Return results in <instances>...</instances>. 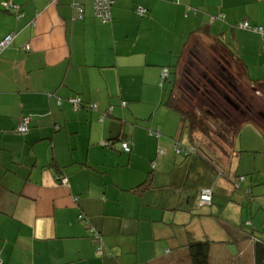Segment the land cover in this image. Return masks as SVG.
Returning a JSON list of instances; mask_svg holds the SVG:
<instances>
[{"label": "crops", "instance_id": "1", "mask_svg": "<svg viewBox=\"0 0 264 264\" xmlns=\"http://www.w3.org/2000/svg\"><path fill=\"white\" fill-rule=\"evenodd\" d=\"M111 14L99 21L94 0H0V43L11 37L0 48L1 264H191L194 215L178 207L202 160L171 161L168 149L177 155L176 140L185 143L167 102L195 39L221 65L231 51L251 79L264 80V41L241 28L264 27V0H118ZM220 181L224 210L236 198ZM246 182L226 185L260 197L258 179ZM246 227L242 239L211 242L209 264H256L264 233L256 220Z\"/></svg>", "mask_w": 264, "mask_h": 264}, {"label": "rangeland", "instance_id": "2", "mask_svg": "<svg viewBox=\"0 0 264 264\" xmlns=\"http://www.w3.org/2000/svg\"><path fill=\"white\" fill-rule=\"evenodd\" d=\"M199 50H201L202 53H200ZM219 56L222 57L221 55ZM225 57L228 58L227 56ZM196 62H199L201 65L198 64L199 68L196 67L197 69L194 68V70H191L192 67L196 66ZM222 62L224 65H221L218 60L216 62L214 60V52L211 49H207L199 40L195 39L189 47L185 60L181 64L176 92L177 88L182 86L187 95H195L196 90L194 87L196 84H193V80L199 78L205 71L213 79L209 81L203 80L201 88L197 89L194 108L197 110L200 108L206 109V106H209L207 102V91H211L209 93H213L214 95L212 96L214 103H212L216 109H220L216 111V113L222 112L219 116L224 120V124L230 125L231 123H238L242 121L244 117H247L254 118L263 125L264 90L257 86L253 87L248 83L245 78L242 77L236 65L230 66L225 60ZM187 69L191 71L190 77L185 76V71ZM227 80H229V84ZM227 99H229V101ZM261 102L262 104H260ZM236 103H238V105ZM209 125L213 128L215 127L210 122ZM181 134V138L183 137V142L185 143L184 145L188 144L187 132L183 131ZM194 138L198 143L205 140V138L200 135H196ZM168 150L170 152L171 161H174L175 157L180 160L182 159V157L175 154L174 149L171 150V147ZM209 155L211 161L218 164L220 170L225 175V179L221 178V187L225 188L228 195L234 196L239 200L242 198L243 202H246L247 205L240 200L239 204L243 207L240 206L238 209L237 203H234L236 199H233L231 207L222 210L221 205L224 202L223 197L220 195L216 197L217 195H215V203L213 206L199 208L195 202V195H192L193 197H191V202L188 207L190 208V213L193 214L194 217L192 224L187 225V228L193 232L194 238H196L197 241L209 240L212 243L216 242L215 245L222 246L221 243H225L226 239L230 236L233 239H237L236 236L240 234L239 238L242 239L249 235V230L245 228H248L246 227L248 224L255 223V220L258 228L263 231L259 232L260 230H258V233H264V216H262L264 209V136L253 124H245L235 140L234 150L226 146L225 153L217 151L215 154L210 152ZM196 164L200 168L203 167L199 160L196 161ZM239 176H244L245 178L244 181L239 182L240 184H243L245 181H247L246 184H248V182L251 183L252 180H255L256 183L258 179V186L254 187V189L260 193V197H258L259 195L256 192L253 195L254 198H252L244 194L242 195L240 191L230 189L229 187L232 188V185H230L232 179L236 180ZM221 187L220 189H222ZM218 189L219 184L218 188L216 187V192ZM260 205L263 209L259 207ZM252 206L258 207V209L261 210L259 215L254 216L256 209ZM242 210L244 212L243 216ZM189 217L192 218V216ZM244 231L247 232V234ZM217 242H219V244ZM227 244L229 245V243ZM230 247L233 248L232 251L237 252L236 244L230 245ZM232 255L236 258L234 253H232Z\"/></svg>", "mask_w": 264, "mask_h": 264}, {"label": "trees", "instance_id": "3", "mask_svg": "<svg viewBox=\"0 0 264 264\" xmlns=\"http://www.w3.org/2000/svg\"><path fill=\"white\" fill-rule=\"evenodd\" d=\"M244 31L253 34H258L261 36V38L264 41L263 34L255 33L249 30H244ZM219 43L220 41H216L215 45L220 46ZM222 46L225 45L222 44ZM227 61H228L227 64H229L230 66L236 65L242 77L245 78V80L248 83H250L253 87L257 86L264 90V80L257 81L251 79L248 76L247 66L244 63H242L241 60L236 58V56L231 51L228 52ZM195 64L196 66L192 68L189 65L191 70H194V68L196 67L199 68L198 66L201 65L199 64V62H196ZM185 73L189 75L191 74V71L187 69ZM212 79L213 78L207 72L204 71L199 78L193 80L194 82L193 84L194 85L196 84L194 87L196 90L195 95H191V94L187 95V93L184 92V87L179 86L177 88V92L175 89V91H173L172 95L170 96L167 102L168 106L172 110L178 112L182 118L181 120L183 126L181 129V133H183V131H186L188 135L189 143L183 146L181 145L180 148H182L184 151L183 152L180 151L181 153H178L177 155L187 159L192 157V155L196 153L202 160L203 167H201V171L197 176L198 180L196 182V187L195 188L193 187V191H190V193L186 196V199L184 200V204L178 207L179 210L181 209L187 212H190V208L188 207V205L191 202L190 201L191 197H193L194 195L196 197L195 202L197 207L199 208L207 207V206H201L199 204L200 195L202 191L205 189L213 190V201L212 204L209 205V206H213L215 203L214 198L216 195V187L218 188V181L219 179L222 178V176L225 177L223 172L220 170L219 165L213 163L209 158L210 152L212 154H215L217 151H221L225 153L226 146L234 150L235 140L239 136L240 131L245 124H253L256 127V129L264 136V124L262 125L259 121L255 120L254 118L244 117L242 121L238 123H231L230 125L224 124L225 123L224 120L219 116L220 114H222V112L216 113V111H219L220 109H216V107H214L213 104L214 99L212 98V96L214 95L213 93H209L211 91L206 90L208 92L207 102L209 106H206V109L200 108L199 110L194 108L196 104L195 97L197 96V89L201 88V83H203V80L209 81ZM227 83L229 84V80H227ZM198 91H202V90H198ZM224 97L228 98L226 96ZM236 104L238 105V103ZM260 104H262V102ZM209 122L212 123L213 126L215 127L214 128L211 127L209 125ZM196 135H200L204 137L205 140L203 142L198 143L194 138ZM176 142H177V147H179L180 139H177ZM193 145L194 147H192ZM151 176L152 175H149V177ZM150 181L152 180L149 179L145 181L138 188H142L146 184H149ZM185 201H187L188 204H186ZM251 225L252 224H250L249 226ZM210 246H211V242L209 240L197 241L192 235H189L188 249H189V257L191 260V264H209ZM255 255H256V264H264L263 239L255 240Z\"/></svg>", "mask_w": 264, "mask_h": 264}, {"label": "built area", "instance_id": "4", "mask_svg": "<svg viewBox=\"0 0 264 264\" xmlns=\"http://www.w3.org/2000/svg\"><path fill=\"white\" fill-rule=\"evenodd\" d=\"M51 2L55 3L57 2V0H50ZM118 0H94V11H95V16L98 18L99 21L101 22H109L112 20V8L114 6V4L117 2ZM13 7L12 2H10L9 4H7L5 6L6 9ZM76 9V15L75 17L78 19H83L84 18V14H85V10L84 7L81 5H77L75 6ZM145 10L142 8L138 9V13L139 15H144L145 14ZM241 28L243 30H249V31H253L255 33H260L264 35V28L263 27H259V26H253L251 25L249 22H245L241 25ZM11 37H7L3 42L0 43V48H4L10 41ZM170 76V70L168 68H165L163 70L162 73V80L163 83L166 82V80L169 78ZM73 103L75 105V107H80V100L79 99H75L73 100ZM125 104V103H124ZM90 109L92 110H97V107L95 105H91ZM31 123V119L28 117H24L21 120L20 123V129L19 131L21 132L22 135H26L29 131V125ZM121 150L124 153L130 154L132 152V147H131V142L129 140H125L121 142ZM176 151L177 153H181L180 151H184L182 148L180 147H176ZM161 154H163L164 152L161 150L160 151ZM245 178L244 176H239L236 180H235V185L237 187V189L241 188V185L239 182L244 181ZM61 182L63 184H68V179L66 177H62L61 178ZM243 193L248 196L251 197V190L250 189H245L243 191ZM213 201V190L212 189H205L202 191L201 195H200V200H199V204L201 206H209L212 204ZM250 224H248L249 226ZM100 251V254L102 255V248L99 247L98 248ZM1 264V263H0Z\"/></svg>", "mask_w": 264, "mask_h": 264}, {"label": "water", "instance_id": "5", "mask_svg": "<svg viewBox=\"0 0 264 264\" xmlns=\"http://www.w3.org/2000/svg\"><path fill=\"white\" fill-rule=\"evenodd\" d=\"M229 101V99H227Z\"/></svg>", "mask_w": 264, "mask_h": 264}, {"label": "flooded vegetation", "instance_id": "6", "mask_svg": "<svg viewBox=\"0 0 264 264\" xmlns=\"http://www.w3.org/2000/svg\"><path fill=\"white\" fill-rule=\"evenodd\" d=\"M251 197H252V195H251Z\"/></svg>", "mask_w": 264, "mask_h": 264}]
</instances>
